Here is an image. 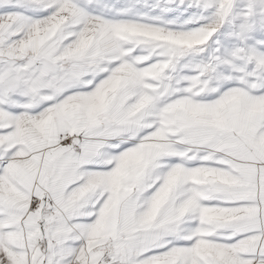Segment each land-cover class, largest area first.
Wrapping results in <instances>:
<instances>
[{
  "label": "snow or ice",
  "instance_id": "1",
  "mask_svg": "<svg viewBox=\"0 0 264 264\" xmlns=\"http://www.w3.org/2000/svg\"><path fill=\"white\" fill-rule=\"evenodd\" d=\"M0 264H264V0H0Z\"/></svg>",
  "mask_w": 264,
  "mask_h": 264
}]
</instances>
